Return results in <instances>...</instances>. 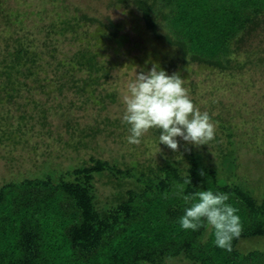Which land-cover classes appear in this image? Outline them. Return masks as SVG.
Segmentation results:
<instances>
[{
    "label": "trees",
    "instance_id": "16d2710c",
    "mask_svg": "<svg viewBox=\"0 0 264 264\" xmlns=\"http://www.w3.org/2000/svg\"><path fill=\"white\" fill-rule=\"evenodd\" d=\"M259 1L109 0V9L119 8L126 15L115 20L91 15L73 0H0L1 145L17 146L34 131L37 118L40 130L51 134L53 117L65 101L71 112L61 123L65 132L80 131L96 143L109 126L122 124L123 129L109 135L115 142L120 139L121 157L127 156L123 150L131 145L124 138L128 132L122 118H97L118 100L112 73L122 64L150 68L148 60L170 75L180 74L194 95H201L204 81L193 75L202 72L211 81L215 77L205 106L219 126L215 140L199 149L178 140L177 152L165 148L160 158L128 163L104 159L92 145L88 159L59 176L49 171L5 180L0 187V264H264V187L261 191L260 181L255 186L238 172L239 140L252 129L259 138L257 153L264 156V116H242L253 128L238 133L221 97L213 99L221 90L215 86L218 81L241 83L263 110L264 0ZM129 17L137 20L130 29L139 37L133 43L125 29ZM139 50L142 55L131 57V62L125 58ZM81 111L96 113L94 119L103 128H78L85 116L77 115ZM146 135L142 143L147 152L155 145L149 137L157 142L159 132L149 130ZM184 178L192 180L186 194L210 188L228 193L229 203L241 207L248 225L230 253L209 251L204 229L173 248L176 238L168 230L178 228L185 206L177 197L165 205ZM100 183L112 186L104 200L97 189ZM32 199L36 205L31 207ZM62 200L71 210L62 208ZM13 201L19 204L15 213ZM164 208L173 219L168 225L161 214ZM42 212L47 215L40 223L34 216ZM66 215L75 219L72 225L63 221Z\"/></svg>",
    "mask_w": 264,
    "mask_h": 264
},
{
    "label": "rangeland",
    "instance_id": "374dc122",
    "mask_svg": "<svg viewBox=\"0 0 264 264\" xmlns=\"http://www.w3.org/2000/svg\"><path fill=\"white\" fill-rule=\"evenodd\" d=\"M109 0H73L74 3L79 5L80 7L84 8L85 11H87L91 15H97L100 17H103L105 15H109L115 20L122 18H126V15L123 13L121 9H115L111 8L109 9L107 7ZM258 4H261L259 0H257ZM262 6V5H260ZM264 7V6H262ZM137 21V20H136ZM132 17H129L127 19L128 24L126 25L125 29L127 30V33L131 37L130 43H133L134 40H137L139 37L134 36L133 30L135 22ZM131 29V30H130ZM135 29V28H134ZM132 44H128V47H130ZM142 52L139 51H131V54L125 55V58L129 62H131V57L133 56H141ZM133 65V64H132ZM139 73L142 68L138 67L137 65H133V67H128V64H122L120 65V68L118 70H115L112 73V76L116 78V82H118V100L116 103L111 105L106 111L102 112V117L97 118L103 120L104 118L112 117V118H122L123 112H124V105L122 103V96L126 90V85L129 81L133 80L135 78V73ZM202 73V72H201ZM201 73L198 74V76L193 75L192 78H195L197 81H204L201 86V95H194L193 93H190L191 98L196 99V103H194L195 106H198L200 110L202 111L206 109L207 107L205 104L211 99L209 98L211 95L209 94L212 89L211 86L214 85V78L211 81L210 79H207L204 75ZM201 74V75H200ZM216 75V74H214ZM255 75V74H254ZM119 76V77H118ZM216 87L221 86V90L215 91V95L213 99L219 100L221 97V100L223 101V106L227 107L230 110V115L232 117V121L234 124L237 125L238 133H243V131L250 127L251 124H247L245 120L247 118H255L257 115L264 116V107L262 111L260 110V107L257 103V98L252 95L251 92H245L242 90L241 83H234L233 85L227 84V82L222 81L221 83H216ZM231 90L233 94H231ZM62 109L53 117L54 125H52V133L49 134L46 130H40L42 128V124L39 121V118L36 120V126L34 127V131L30 132L26 135V137L17 144V146H11L7 144H0V187L5 183V180H12L17 177H20L22 174H28V175H38L42 173H47L49 171H55L56 175L59 176L60 174L64 173L66 170H71L72 168L77 167L83 160L88 159L90 157V154L93 153L94 149L92 150L90 146L96 145V149L101 150L102 158L104 159H117V161L125 160L128 163H131L132 161L142 159V158H153L154 156H158L160 158V154L163 152V150L166 151V146H160L161 152L159 153L157 148V142H155V139L152 137H149L150 140H152L155 145L151 144L149 147H146L141 142L139 145H131L130 148H126L123 150L128 155L125 157H121L123 155V152L119 151L120 148V139L116 140V142L112 139V137L109 135V132H113L115 130L116 133L119 132L120 129H123V125L121 124L120 127L117 126H109L108 130L103 131L100 136H98L96 143L91 141L90 137H84L80 134V131H76L75 135H69L70 132H65L64 128L62 127V121L71 117V112H68L67 109L68 106L65 101L61 104ZM205 106V108H204ZM222 106V105H221ZM249 110L248 114L245 113V111ZM203 112V111H202ZM208 112V111H207ZM1 113V112H0ZM223 113L221 109V114ZM77 115H85L83 117H80V122L78 128H99L100 130L103 128V123H100L94 119V116H98L96 113L89 112H83L81 111ZM242 116H246L247 118H243ZM257 118V117H256ZM261 121L264 122L263 119ZM257 122V121H256ZM252 124L255 123V121L251 122ZM56 126L60 127L61 129H56ZM216 130L218 129V125H216ZM252 126V125H251ZM253 128V126H252ZM98 129V130H99ZM36 130V131H35ZM87 130V129H86ZM252 133L247 137V135H244L240 138L239 142V175L247 176L252 184H256L260 181V189L262 191L264 181L261 183V179L264 180V158L263 155H260V151L258 150L257 153V147L260 145L258 141V137L255 134V130L252 129ZM38 131V132H37ZM219 131V129H218ZM149 132V131H148ZM147 132V133H148ZM146 133V134H147ZM145 134V135H146ZM151 136L152 134H148L146 136ZM73 136V138L71 137ZM126 139V136L124 137ZM181 141L180 138H177ZM222 139V137H221ZM220 139V140H221ZM256 140V141H255ZM82 141H85V144L82 143ZM149 141V140H147ZM114 143H116L114 145ZM100 147H97L99 146ZM188 147H191L192 145L187 144ZM194 147V146H193ZM197 149L201 148V146L196 147ZM145 149V154H142V151ZM11 150V151H9ZM121 150V149H120ZM201 150V149H200ZM4 154V155H3ZM135 154V155H134ZM122 166H124L122 164ZM59 174V175H58ZM25 176V175H24ZM23 176V177H24ZM241 177V178H242ZM130 185H128L129 187ZM98 193L101 196V198H104L110 194L112 191V186L104 183H100L97 185ZM177 196L171 197L169 200H166V208L171 205V203H174L177 198ZM17 199V198H15ZM19 199V198H18ZM17 199V200H18ZM179 199V198H178ZM36 199H32L31 201V207L36 205ZM11 211L16 212L18 210L17 202L13 201ZM63 209H66L67 211L71 210L70 205L67 201L62 200L59 202ZM185 207H188L190 205H186L183 203ZM29 206V207H30ZM161 211L162 215H165V224H169L170 220H173L171 216L167 213V210L165 209ZM185 209V208H184ZM183 209V210H184ZM239 215L243 213L240 206L237 207ZM32 213V211H31ZM29 212V214L31 215ZM167 214L169 216H167ZM46 212L40 213V217L34 216V218H37L40 223H42L43 219L46 216ZM56 217V216H53ZM52 217V218H53ZM47 218V217H46ZM63 221L68 220L69 223H74L75 219L70 217L69 215L62 216ZM169 221H168V220ZM57 221V219L55 218ZM243 229L247 227L248 222L247 220L241 216ZM72 223L70 225H72ZM202 230V229H200ZM199 230V231H200ZM199 231H184L178 226L176 229H169L168 233L174 236L173 242V248H177L179 241H184L188 237L192 236L193 234L198 233ZM207 237V244L206 247L210 248L209 251L212 253H215L213 249H219L221 252H224L223 249H220L215 246L214 244V236L211 231H206ZM133 242L134 239H131ZM217 255V253H215ZM213 256V255H212ZM207 257V255H206ZM261 259V258H260ZM169 261V260H168ZM170 263V262H169ZM168 263V264H169ZM208 263V262H207ZM257 264H263L262 260H258L255 262Z\"/></svg>",
    "mask_w": 264,
    "mask_h": 264
},
{
    "label": "clouds",
    "instance_id": "9594fccd",
    "mask_svg": "<svg viewBox=\"0 0 264 264\" xmlns=\"http://www.w3.org/2000/svg\"><path fill=\"white\" fill-rule=\"evenodd\" d=\"M150 68L135 73L122 96V122L127 125L126 141L139 145L149 130H158L157 148L179 150V141L194 147L215 140L216 126L207 111H201L191 100L185 80L178 73L169 74L158 62L148 60ZM203 176L204 173L201 172ZM190 178L175 184V195L186 205L177 223L184 231H211L216 247L230 253L232 244L242 233L238 209L229 203V194L205 189L186 194Z\"/></svg>",
    "mask_w": 264,
    "mask_h": 264
}]
</instances>
